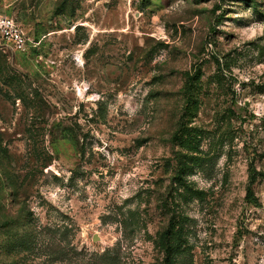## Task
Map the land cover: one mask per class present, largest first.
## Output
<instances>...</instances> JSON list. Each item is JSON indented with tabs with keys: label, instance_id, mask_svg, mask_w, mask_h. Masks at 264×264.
Wrapping results in <instances>:
<instances>
[{
	"label": "rangeland",
	"instance_id": "1",
	"mask_svg": "<svg viewBox=\"0 0 264 264\" xmlns=\"http://www.w3.org/2000/svg\"><path fill=\"white\" fill-rule=\"evenodd\" d=\"M3 19L28 45L0 30V264H160L169 227V264H264V0H0ZM25 227L34 251L8 248Z\"/></svg>",
	"mask_w": 264,
	"mask_h": 264
},
{
	"label": "trees",
	"instance_id": "2",
	"mask_svg": "<svg viewBox=\"0 0 264 264\" xmlns=\"http://www.w3.org/2000/svg\"><path fill=\"white\" fill-rule=\"evenodd\" d=\"M253 180H250L252 184ZM179 239L178 230L167 228L163 233H161L158 246L164 252L163 261L160 264H169L171 256L175 253L176 241ZM36 244H32L35 243ZM38 244L36 240L35 233L29 228H22L21 230L15 231L14 234L7 240L5 245L11 250H15V246L19 247L20 251L25 253H31L34 250V246ZM118 247L115 245L111 248H107L102 254L101 258L105 264H115L117 263L118 257ZM50 254L56 253L54 250L49 252Z\"/></svg>",
	"mask_w": 264,
	"mask_h": 264
},
{
	"label": "built area",
	"instance_id": "3",
	"mask_svg": "<svg viewBox=\"0 0 264 264\" xmlns=\"http://www.w3.org/2000/svg\"><path fill=\"white\" fill-rule=\"evenodd\" d=\"M2 36L9 41L15 50H25L28 43L25 34L16 26L12 19L0 21Z\"/></svg>",
	"mask_w": 264,
	"mask_h": 264
},
{
	"label": "water",
	"instance_id": "4",
	"mask_svg": "<svg viewBox=\"0 0 264 264\" xmlns=\"http://www.w3.org/2000/svg\"><path fill=\"white\" fill-rule=\"evenodd\" d=\"M96 238L94 237V240H95Z\"/></svg>",
	"mask_w": 264,
	"mask_h": 264
}]
</instances>
